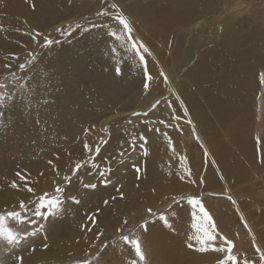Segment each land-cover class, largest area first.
I'll return each mask as SVG.
<instances>
[{
    "label": "bare ground",
    "instance_id": "1",
    "mask_svg": "<svg viewBox=\"0 0 264 264\" xmlns=\"http://www.w3.org/2000/svg\"><path fill=\"white\" fill-rule=\"evenodd\" d=\"M32 1H36V0H32ZM2 2L1 4L4 3ZM37 2L40 3L39 0H37ZM69 2H71L72 5H68L66 3L67 6L64 7V4L63 5L60 4L62 5L61 8L63 10L67 9L68 11H70L69 13H67V15L65 14L66 17L65 16L63 17L64 20H68L65 22L67 24L71 22L73 23V21H76L77 19H82L84 14L91 12L88 18H85L84 20H82L81 23H79L80 21L78 22L79 24L77 25H79L80 27L77 28V26L73 24L74 26H76L77 29L71 35H76L77 32H80L81 34L85 35L83 39L81 40L82 49L84 48V44L87 41V33L96 32L98 34H103L107 32L108 30L116 32V29L117 31H119V33L121 32L120 26L117 25L116 22L113 21L110 17H100V18L93 17L92 13L94 12L96 13L102 7L105 6L101 3V0H69ZM112 2L117 3L121 7V10L123 11V13L129 18L134 28V33H133L134 37L139 38L143 43L146 44V46L152 52V56L147 57L149 70L151 67L150 72L152 76L154 77L151 83V90L149 91L148 94H144L142 88H140L141 91L136 96L134 95L130 96L125 101L127 102V101L132 100L131 103H129L128 105H126L125 103L123 105L121 104L120 109L121 108L122 109L126 108V109H123L121 111L114 110L112 111L113 113H108L106 115L100 114L103 117L101 116H100L101 118L98 117L99 119L97 118L98 119L97 122L93 120L94 113H87L86 117L89 118V120H91L90 121V123H92L91 126L95 125L96 127L95 129H97L95 130V132H98L96 134H94L93 132H90L87 136H85L84 131H83L85 129L84 126H81V125L78 126V124H80V121L78 122L76 121L77 123L74 124V125H77L76 129L74 130L76 131V136H77L75 141L72 142V140H69L70 136L69 135L66 136L65 134L61 135L58 141H54L50 139L48 143H45L43 139V145L40 149V152H43V153L38 156H33L32 163L34 164L31 167L30 166L27 167V173L33 179V185L31 187L34 188L35 190L37 186L39 184H43L45 180H51V175L58 176L61 179L67 173L68 162L70 160L75 162V160H73L72 158L78 157L79 155L78 150L83 146L82 141L86 137L88 139V137L91 138V137H95L96 135H99L101 128L104 126L109 127L111 122L117 120L118 118L117 115L119 114H123V117L125 119L126 118L129 119V115L133 111L135 110L137 111L140 109V108H137L139 102L140 103L146 102L147 105L154 103L155 92L159 88H163L165 92H167V94H166V98H163L162 102H160L159 107L155 109V111L158 112V116L154 115V117L146 118L148 120V125L144 124L145 126L144 125L143 126L145 128L142 126L140 127V129H144L143 137L146 138L145 140H141L140 149L142 151L147 150L148 157L154 156V153H153L154 144L156 143H154L155 140L151 141L150 134L153 133L154 129L158 128L160 131L162 130V124L159 122L155 124V120H157L159 116H162L163 112H166V111H163V108H166L168 111H170L169 113L170 115L168 113H165L166 118L169 116H172V117L176 116L179 118L175 122H176V127H179L180 129V131H177V136L179 137V143L181 145L177 147V139L174 135L176 131L172 132L171 134H168L164 130V132H166V134L169 135V137L171 138L173 142L174 151L168 148L167 140L165 139V137H164L163 142H160V143L159 141L157 142L158 144L157 149H158V154L160 158L158 160V157H155L153 158L152 162L150 161L151 163L157 162L155 166V170L150 171L151 175L147 173L146 175L147 177L145 176L146 178H144L143 177L144 175H142L140 176L139 179H137V177H134V175H136L135 172H131L129 170H128L129 176L127 175L126 176L127 178L125 177V175L121 174L124 176V177L122 176L123 179L126 178L124 186L129 191L133 192V199L129 198L130 200H128L126 198L128 201L126 200L122 201L121 210L122 211L124 210V212L120 213L118 217L125 219V218L132 217L134 216V214H136L135 213L136 212L135 207H137L136 201L138 200V197H139L138 194L141 192L139 188H142L143 191H146L148 190L149 186H150L149 188L154 187V184H153L154 179L152 180V177H154V175L156 174V171H158V176H160V178H162V175H164L166 176V178H163L165 180H169L171 177H172L171 179H174L171 185L168 182H166L165 189L168 192L169 196L171 197L172 196L174 197L183 196L186 198L189 195H194V193L191 190H195V191L198 190V193L200 196L201 194H203L202 196L203 203L206 209L213 216L215 223L217 225L218 231L232 241H234L235 238L239 236V233L241 231L242 224L240 223H243L241 221V215H242L244 220L247 222L249 228L251 229L252 234L256 236L258 245L262 249H264V187L261 185V184H264V166H261L257 162V147L254 148V145H253L254 143L252 144L250 139L246 137L245 127L248 128V126L247 125L244 126L245 121L249 122L253 114L252 105L254 104L253 100H254L255 92L257 88L256 70L259 68V67L257 68V66L259 65V60L263 58V54H264L263 52L264 50L262 51L263 49L262 46L261 47L259 46L258 40L261 38L259 36L260 33L258 31L260 30L259 29L260 27L258 26H261L262 24H264V18H263V21H258V20L256 21L255 15L250 16V14H252V11H250V9L254 7V3L252 2L253 4L247 5V4L242 3L240 0H107V3H112ZM25 3H26V0H25ZM28 3L29 2H27L26 4ZM24 10H26V8ZM36 11H38L39 13L42 10L37 9ZM31 20L32 19H30V21ZM36 21L37 20H35L33 23H35ZM54 21L53 23L47 22L48 24L47 25L43 24V26L42 24H40L41 27H38V24L37 25L33 24L35 25V27L32 26L33 31L42 29L43 32L41 35H39L36 38V40L31 41L30 45L27 46L28 49L26 47L24 48V50L27 49L28 53H33L34 51H37L38 41L43 40L45 36L52 39L53 29L58 26H61L62 24V23L61 24L59 23V20H54ZM10 22L11 20L9 21L7 20L5 21V19L0 20V27H1L0 28L1 29L0 42L2 46L1 50L3 48L5 53L8 50L12 49V44H16V43H10V41H8ZM36 23H38V21ZM135 25L138 26V28L140 27V29L138 30L135 27ZM150 30H153V32L157 36L156 37L157 39H158V35L160 37H163V39L161 38L162 42H159V40L156 39L158 43L161 59L158 57V55L154 51H152L150 46L147 45L145 38L141 35V32L144 33L145 35L149 34L147 32ZM24 36L26 35L24 34L23 37ZM22 38H20V40ZM69 40H71V36L65 41L69 42ZM97 41H98V37H96L95 42ZM262 42L264 43V41ZM98 44L94 43L93 49L90 47L88 51L94 55V58H96L95 56H99L101 52L99 48L100 44L99 45ZM52 45H50V48H48L47 52L45 53L42 52L45 56L49 55L50 56L49 59H52L53 57H55L53 56L54 53L52 51H54L56 47L54 48L52 47ZM63 45L61 47V50L62 48H64V46H67V44L64 46ZM14 49L16 50V48ZM74 49H75V46H73L72 50ZM61 50L60 52H58L59 55L66 53ZM58 53L56 52V58H57ZM72 53H69L68 55H66L67 59L70 57L72 58V55H74ZM56 58H53V59H56ZM52 61L55 62L54 60ZM97 61L98 60H96V62ZM119 62H121V60L116 61L113 64L105 63V67L107 68V70L108 71L110 70L112 73L111 74L108 73L109 75L106 76L107 78L104 77V79H101L100 83L97 82L98 78H94L93 80L91 78V76H95V77L98 76L97 73H91L88 70L86 71L83 70L85 68L83 65L81 66L82 68L84 67L83 69L78 68L79 66L76 68L75 66L70 65L73 68L68 70V66H67L68 63L67 65L65 63L66 67L64 66L65 68L64 67L63 68L66 70V72H63V71L61 72L57 69L48 71L47 84H48V87L51 88L49 93L56 95V96H60L62 103H66L69 100L71 101L72 99H74L78 95V91L96 92L95 84H97V86L99 84H103L105 86H107V84L113 85L112 77L115 76L116 74L115 68L116 66H119V64H117ZM163 62H165V64ZM55 64H57V62ZM260 66H261V63H260ZM119 67L121 68V73L129 72L131 70V68L129 70H126L125 68H122L121 66ZM57 68L59 69V66ZM7 70H10V68H7ZM161 70H163V72L168 77L167 84L164 83L163 77L159 75ZM34 71H31V74H30L31 81L33 80L34 77L37 78L39 76L38 71L35 69ZM29 72L30 70L25 69L24 71L17 72L15 75L16 77L23 78L24 73H29ZM28 78L29 77L23 79L24 83H22V84H25L26 87L24 89H20L19 87L16 90L19 91V93H24L25 96H28V95L33 96V94H36L35 97L33 96L35 99L34 101L35 105L33 106L32 104L31 109L24 107L23 109L19 110L20 112H24L27 117H32V116H35L37 113H39V111L41 110L40 105L42 103L38 100L40 96V91L35 89L32 92H27L28 82L26 83L25 81ZM76 80L79 81L80 83L78 84ZM85 82H88V85H87L88 90L87 88L83 87ZM77 87L79 88L78 90H77ZM122 87L123 86H120V88ZM107 88H109L110 90L111 87L108 86ZM112 88H111V91L113 92ZM109 90H107V92ZM125 90H126V86H125ZM122 92L120 90V95ZM127 93L126 95L128 96L129 93L128 94ZM106 94H107V96H105L106 102L111 103L113 99L111 95L113 93L110 92V94L108 93ZM116 94L118 96L119 93H116ZM138 95L139 97H137ZM177 97H179V99H177ZM89 98L93 99L92 96H89ZM181 102L183 103V107H181ZM169 105H171V107H169ZM184 109H187V113H188L187 116L184 113ZM8 110L9 112L6 113V115H8V118L10 117L12 119H15L16 114L19 112L13 106L8 108ZM82 111L83 112L81 113V115L84 117L85 113L87 112L86 106H84V109ZM4 115H3V120L5 119ZM244 118L246 119L243 122ZM146 119H141L137 121L139 123H142V121ZM188 119H191L192 124L187 123ZM150 121H153V123H151ZM240 122L241 123L243 122L242 130L240 127L241 125ZM193 125L195 127V132L199 136V141H197V139L193 135ZM133 129H129L127 131V135L133 136L134 135L133 133H135ZM146 134H149V137H147L148 135L146 136ZM126 139H128V137ZM194 139L198 142V145L200 146L202 150V152L200 151L201 154L196 153V154L191 155L192 147L190 146L192 145V140ZM201 142L204 145L203 148L201 147ZM23 146L24 145H22L21 147ZM196 149L197 148H195V150ZM135 150H133V152H131L130 154H129L130 151L128 150L125 152V154L123 155L124 161H122L121 168H127V166L131 164L130 160H133V158H135V153H136ZM205 150H207L209 154L206 158L204 156ZM26 151H28V149H26ZM112 152L113 151H111V153ZM54 153L56 155H54ZM138 154L137 156H139ZM140 154H141L140 156H145L144 152H141ZM57 155L59 156V159H57ZM147 156H145V158H147ZM182 156L186 157L185 163L188 168H190V165H192V167L190 168L191 173H192L191 178L185 175L183 180L180 179V176L184 175V169L181 165V160H180V157ZM160 159H162L161 162L163 163V168L166 172L161 171V169L159 168ZM49 160L52 161V164L48 163ZM93 161L88 166L93 165L94 163ZM140 161L141 160H139V162ZM74 162H72V164L69 163L70 164L69 166L71 165L74 166ZM123 165H126V166H123ZM108 167L110 168V166ZM83 170H84V166L81 167V169L74 175V177H71L69 185L63 186L64 192L60 196V200H61L60 206L58 210L53 214L61 215L63 213L65 204L68 201H70V199L80 200L82 197L84 198V196L87 195L88 188L90 187H86V185L88 184L96 185V183H98L97 182L98 176L93 177L91 174L92 172L86 174L83 172ZM130 170H133V169H130ZM57 171L59 172V175H57ZM117 171L118 169L114 172L116 173ZM87 172L89 171L87 170ZM47 174L49 176L45 177V175ZM134 178L139 182V185L141 184L140 186H138L139 188H137V190L132 189L134 187V182H133ZM201 178H203V181H204L203 185H200L199 183ZM247 178H250V179H247ZM191 181H195L196 183H192ZM159 182H162V181H159ZM159 182L157 183V188L159 189V191L156 192L155 191L156 188L152 189L156 192L155 193L156 195L154 194L152 196H148V198L149 197L153 198L154 204L158 202V200L161 198V195L165 192L163 191V189H161V188H164L162 186L163 184L161 185ZM98 187L100 188L99 185ZM255 187H256V190H255ZM174 190H177V191L175 192ZM210 191L211 193H217L219 195L209 196L206 192L209 193ZM149 192L150 190H148V193ZM148 193L146 195H148ZM228 195H231L232 198L236 201L235 204H233L232 201L226 198ZM105 198H108V195L105 193L104 189H101L99 192V196L98 197L95 196V198L92 199V202L89 203L90 206L87 207L86 209L87 212L89 213L88 216L95 215L99 218V222H103V221H100V219L102 215L105 214V211L111 210V204L103 205V208H101L98 212L95 211V213H91V211L93 209V204H95L96 202L98 204L99 201L102 202L105 200ZM83 200H86V198H84ZM244 200H247V201H244ZM225 201L229 202L231 205L232 212L230 213L229 218L227 216L224 217L223 216L224 214L221 215L222 214L221 206L218 204L219 202H225ZM241 201H244V202H241ZM183 204L184 205L187 204L186 200L184 201ZM246 204L251 205L249 206L250 207L249 212L246 211V207H245ZM143 205H144V208L149 206L145 204ZM177 207H179V205ZM106 215H111V213L107 214L106 212ZM76 217H79V214H76ZM66 218L68 217L64 216L63 219H66ZM189 218L191 217L189 216ZM51 219L52 217H50L49 215L46 218L42 217V219H40L39 221L37 220V222L34 223L35 224L34 229L39 228L41 225H44V232L37 233L36 236H41V240L37 243L31 242L26 252L22 254H11V253L2 254L0 251V264H15L16 255H23L24 264H27V263L28 264H41L44 261H54L55 263H59V262L61 263V261L66 258V254L68 253V252L66 253V251L64 250L65 248L66 249L68 248V250L70 251V249H72L73 247L75 251L76 250L86 251L87 253L91 254V252L95 250L96 246L102 241V237L99 240H97L95 234L92 235L91 237H89V235L87 234L88 232L84 235L79 234L84 231V230L83 231L81 230V225L79 224L80 223L79 221H76L72 225V227L70 226L72 235L73 234L74 235L68 238L67 240L62 241L60 238H57L54 235V231L51 227L52 223L54 222H52L53 220ZM106 220H109V219H106ZM102 225H107V230L114 229L113 227H111L114 225V222H111L109 224H102ZM180 225L182 226V224ZM101 226L98 223L96 226L93 227V225H91L90 227L96 230L99 229L98 232H101L102 231ZM154 226L156 227L155 224ZM228 226L234 229L233 232L235 233V238L231 234L226 233L228 230V229L226 230V227ZM175 229L176 228H174V230ZM247 232L249 234L248 229H247ZM45 233L47 234V237H48L46 241L44 239ZM167 234H170V233H167ZM161 235L163 236V233ZM88 239H89V242L85 245L84 242L88 241ZM171 239L172 237L170 238V240ZM249 239L252 242V236L250 234H249ZM145 241H148V240L145 239ZM174 241L176 245L174 251H170L169 250L170 248L167 249L164 255L163 261L155 260L152 262L153 264H190L189 257L191 256L189 254V251L184 246L185 240L180 239V240H174ZM67 242H70V243H67ZM23 243H26V242H23ZM44 243L48 244L47 249H44L42 247ZM234 244L236 247L237 246L236 241L234 242ZM33 247H35L36 249L34 252L30 251V249ZM240 248L242 249L241 251L245 252L246 254H252L254 251L252 246H250V248L248 249H245L243 247H240ZM153 252L156 257V250H154ZM235 252H237V249ZM246 254H245V257L247 259H250V260L256 259V261H258L259 259L256 253H255L256 258L255 257L250 258V256H246ZM202 256H197V258L198 257L200 258ZM195 260L197 261V259ZM203 262L205 261L203 260V258H201L199 263L203 264ZM104 264L106 263L104 262ZM148 264H151V263H148Z\"/></svg>",
    "mask_w": 264,
    "mask_h": 264
},
{
    "label": "rangeland",
    "instance_id": "2",
    "mask_svg": "<svg viewBox=\"0 0 264 264\" xmlns=\"http://www.w3.org/2000/svg\"><path fill=\"white\" fill-rule=\"evenodd\" d=\"M17 1L15 0V2H16L15 3L14 0H0V18H1L0 20H2V19H5V21L11 20L10 30L8 33V41H10V43H16V44H12V49L8 50L5 53L3 48L1 50L2 46H1V42H0V51L2 52V53L0 52V54H1L0 55V82H4L6 79L9 80L11 82L8 86L9 88H11L12 84H16V87H15L16 104L13 107L19 112L16 114L15 119H12L10 117L8 118V115H6V113L9 112V110L7 109L4 112V114H5L4 118L5 119L3 120V117H0V123H1L0 125H6L4 127H0V150H1L0 151V213H4L7 211H18L19 210V202L21 200H23L29 206L30 209H34V203H30V201L35 202L37 200V198L40 195H42L44 192H48L50 195L54 194V188L56 187L57 184L61 185L62 187L65 185L66 186L69 185L70 181L65 183L63 180V177L60 179L58 176H52L51 175V180H45L43 182V184H39L37 186V188L34 190V193L32 194V193L27 192V190L24 188L25 182L20 181L19 178L15 175V173L19 170L22 173L27 172V167L28 166L31 167L34 164V163H32L33 156H38V155L43 153V152H40V149L43 145V139H44L45 143H48L50 139H52L54 141H58L60 136L65 134L66 136H68V135L70 136L69 140H72V142L75 141L77 138L76 131H74L77 127V125H74L75 123L80 121V124H78V126L81 125V126H84V128H90L91 127L92 123H90L91 120H89V118L86 117L87 113H94V115H93L94 119L93 120L97 122L99 118L103 117V116H101L102 114L106 115L108 113H113L112 111H114V110L121 111L123 109H126V108L120 109L121 104L123 105L125 103L126 105H128L129 103H131L132 100L127 101V102H125V101L130 96H133V95L136 96L141 91L140 88H142V84H141L142 70L139 67H137V63L132 58V56L129 55L125 51V47L122 46V41L119 42V40H116L114 37H110L108 35V33H109L108 31H111V30H108L107 32H105L103 34H98L96 32L87 33V41L85 42L83 49H82L81 40L83 39V37L85 35L81 34L80 32H77L76 35H71L78 28V27L76 28L77 24L81 23V21L84 20L85 18H88L89 14L91 12L84 14L82 19H77L76 21H73V23L71 22V23L67 24L65 22L68 20H64L63 17L64 16L66 17L67 13H69L70 11H68L67 9H64L65 10L64 11L61 7L63 4H64V7H66L67 4L72 5V3L69 2V0H44V1L39 0L40 3H38L37 0L36 1L26 0V3L29 2L28 4L25 3V0L24 1L23 0H17ZM240 1L244 4H247V5L254 3V7L252 9H250V11H252V14H250V16L255 15L256 21L257 20L263 21V18H264V0H240ZM1 2L3 4H1ZM33 3L35 5H37V7H35V9L31 8ZM60 4H62V5H60ZM25 8H26V10H24ZM37 9L42 10L39 12L40 14L38 13V11H36ZM63 12H65V13H63ZM92 15L94 18H100V17L96 16L95 12L92 13ZM30 19H32V20L30 21ZM34 19L37 20L38 23H36L37 21L35 23H33L35 21ZM54 20H59V23L60 24L62 23L61 26H58V27L55 26V27L56 28H63L67 34L66 35L61 34L60 32L55 31L56 28L53 29L52 40L57 41V43L52 45V47H54V48L56 47V49L54 51H52L54 53L53 56H55L53 58H56V52L57 53L60 52L63 44L64 45L67 44V46L63 45L64 48H62L61 51L66 52V53L64 54L62 52L63 54H60V55L58 53L56 59H53V58L49 59L50 56L49 55L45 56L43 53L47 52V50H48V48H50V46L42 47V45L44 44V39H43V40L38 41L37 51H34L32 53L36 56V60L33 61L32 64H28V60L31 59V57L29 56V53L27 51V49H28L27 46L30 45L31 41L33 40L32 39L33 35H35L37 32H39L41 35L43 32L42 29L33 31L32 26L35 27V25H33V24H36V25L38 24V27H41L40 24H42V26H43V24L47 25L48 24L47 22L53 23ZM73 24L76 26H74ZM69 25H71V27H69ZM135 27L138 30L140 29V27L138 28V26H136V25H135ZM258 27H260L259 28L260 30H258V29H256V30L259 31V33H260L259 36L262 39V40L261 39L258 40L259 46L260 47L262 46V48H263L262 51H263L264 50V47H263L264 43L262 41H264V39H263L264 38V32H263L264 31V29H263L264 24H262L261 26H258ZM31 30H32V32H31ZM116 33L119 35L121 32L119 33V31H117V29H116ZM147 33H149V34L145 35L144 33L141 32V35L145 38L147 45L150 46L152 51H154L158 55V57L161 59L157 40H159V42H162L163 37H160L157 33V35H158V39H157L156 38L157 36L153 32V30L148 31ZM0 34H1V29H0ZM24 34L26 36L23 37ZM98 35H100L101 37ZM70 36H71V40H69V42L65 41ZM96 37H98L97 42H95ZM20 38H22L23 40L21 39L22 40L21 41ZM63 41H65V42H63ZM92 43L93 44L99 43L100 45L99 44L98 45L100 46L99 47L100 51L103 52V53L100 52L99 56H95L96 58H94V55L91 52H88L90 47L93 49ZM73 46H75L74 50H72ZM26 47H27V49L24 50V48H26ZM14 48H16V50ZM113 48H117L116 54L112 53ZM63 49H65V50H63ZM85 50H87V51H85ZM263 52H262V54H263ZM69 53L74 54V55H72V58L70 57L71 59L70 58L67 59L66 55H68ZM52 60H54L55 62H53ZM96 60H98V61L96 62ZM119 60H121V62L117 63V64H119V66H121L122 68H125L126 70H129L131 68V70L129 72H122L121 75H119V76H117L115 74V76L112 77L113 85L107 84V86H105L103 84H99L97 86V84H95L96 85V92L78 91V95L74 99H72L71 101L69 100L66 103H62L60 96H56V95L49 93L51 88H49L48 84H47V82H48V80H47L48 71H52L54 69H57L61 72L62 71L66 72V70L64 69L66 67L65 63H66V65L68 63V65H67L68 70L73 68L71 66H75L76 68L79 66L78 68H81V69H83L85 67L83 69L85 71L88 70L91 73H97L98 76H96V77L91 76V78H92V80L94 78H98L97 82L100 83L101 79H104V77H106L107 75L112 73L110 70L109 71L107 70V68L105 67V63L106 64H113ZM84 61H86V62H84ZM48 62H50V63H48ZM56 62L58 65L55 64ZM75 62H76V64H75ZM11 63H12V65H11ZM22 63L27 65L28 68L26 67V69L30 70V72L24 73L23 78L18 77V78H21L19 80V83H24L23 79L29 77L25 81L26 83L28 82L27 83V86H28L27 92H32L36 89V90L40 91V96H39L38 100L40 102L43 101V99H44V101H47V103H42L40 105L41 110L39 111V113H37L35 116H32V117H27L24 112H20L19 110L24 108L23 104H21V100L24 99L25 97L30 99L32 101L33 106H34L35 105L34 104V101H35L34 97L36 94H33V96H34L33 97L32 95L25 96L24 93H19V91L16 90L19 88V84H17V82L15 80H13L12 76H11V73L14 72L16 74L17 72L20 71L19 65ZM163 63L165 64V62H163ZM260 63H261V66H260ZM5 64L11 65L10 70H7V68H5ZM39 64H41V65H39ZM82 65L84 66L83 68L81 67ZM58 66H59V69L57 68ZM87 66H89V67H87ZM33 68L38 71L39 76L37 78H35L33 76L34 78L31 81L30 74H31V71H34ZM257 68H258L256 70L257 88H256V92H255V97L253 100L254 104L252 105V113H253L252 117L253 118L251 117L249 122L245 121V123H244V126L245 125L248 126V128L245 127L246 137H248L250 139L252 144L254 143L253 144L254 148L257 147L256 137H259L261 139V141L264 142V83H261V76L264 75V54H263V58L259 60V65L257 66ZM150 70H151V67H150ZM76 82L78 84L80 83L77 80H76ZM114 83H116V84H114ZM87 85H88V82H85L83 87L87 88V90H88ZM108 86L111 88L113 86H115L112 88L113 92L111 91V88H110V90H109V88H107ZM120 86H123L122 87L123 89L120 88ZM125 86H126V90H125ZM78 89L79 88L77 87V90ZM92 89H94V88H92ZM107 90H109V91L107 92ZM120 90H121V92L124 90L121 93V95H120ZM110 92L113 93L111 95L113 97V99L111 101L112 104L106 102V97H105V96H107L106 93L110 94ZM124 92H125V94H124ZM127 92L129 93L128 96L126 95ZM114 93H115V95H114ZM116 93H119L118 94L119 97L117 96ZM166 94H167V92H165V90L163 88H159L154 94L155 101L160 100V102H162V99L166 98ZM89 96H92L93 99H90ZM137 97H139V95ZM78 99H79V101H78ZM73 100H75V101H73ZM152 104L147 105L146 102L145 103L139 102L137 108H140V109L137 111L138 112L147 111V109L150 108ZM79 106H80V108H79ZM84 106H86L87 112L85 113V115L83 117L81 115V113L83 112L82 110L84 109ZM77 107H78V109H77ZM100 107H102V108H100ZM158 107H159V105L157 106V108ZM163 111H166V112H163V115L159 116L158 119H159V121H161V120L165 121V123L170 125V126L165 127V124H162V130L161 131L157 132L154 129L153 133L150 134L151 135L150 136L151 141L155 140L154 143H156V144H154V152H153L154 156L153 157L147 156V158H145V156H140L141 155L140 153L144 152L140 149V146H141L140 137L143 136V130L144 129H140V127L141 126L144 127L146 124L148 125V120L146 118L154 117V115L158 116V112L155 111V109L152 112H150L148 114V116H146V117L145 116L133 117V116L129 115V119H127V118L125 119L123 117V114L117 115V117H118L117 120L111 122L109 127L107 126L108 132L100 131L99 135H96L95 137H91V138L88 137V139L86 137L84 139L85 141L84 140L82 141V145L85 142L92 144V145L91 144L90 145H91V149L93 151H91L90 154H89V152H85L84 148L82 146L78 150V154H79L78 157L72 158L75 161H77V160L88 161L87 163H84V165H83L84 166L83 172L86 174L92 172L91 174L93 177L98 176L97 177L98 183H96V188H88L87 195H85V194H84L85 196L83 195L84 198H86V200H83L84 199L83 197L80 200L77 198H76L77 200L70 199V201H68L65 204L63 213L61 215L51 214L50 215V217H52L51 220H53L52 222H54V223H52L51 227L54 231V235L57 238H60L62 241H65L74 235V234L72 235L71 227L76 221H79L80 222L79 224L81 226H85V230L79 234H82V235L86 234L88 232L86 229L91 226V224L89 223V221L87 219V217H89L88 216L89 213L87 212L86 209H87V207L90 206L89 203L92 202V199L95 198V196L96 197L99 196L100 190L104 189L105 193L108 195V198H105V200L108 201L109 205L111 204V210L112 211L111 210L105 211V214H103L101 219H100V221H103V222H99V218L97 216H96V218H97L100 226L102 224H109L111 222H114V225L111 226L114 229L113 230H107V225L101 226V229L104 233V235L102 236V241L96 246L95 250L92 251L90 254V255L94 256L95 251H98L99 247L101 245L107 244L108 247L105 250V252L102 254L100 264H104V262L106 264H119V263L120 264H130L131 260L135 259L134 252L130 248H128L127 246L123 245L121 241H119L118 237L121 233L115 232V230L117 228H123L125 234L130 233V232H135L137 235H140L141 240H142L143 250L145 251V254H146V260L148 263H151V264H153L152 262L155 260L163 261V258H164V255H165L167 249L170 248L169 249L170 251H174L175 246H176L174 240L184 239L186 241L187 236L189 234H191V232H192V229L190 227L191 223H192V219H191L192 216L190 215L192 213L191 212L192 210L190 209L191 206L189 207V205L183 204L186 199L180 201L179 207H177L178 205L172 203V198L174 196H172V197L169 196L168 192L165 189V186H166V182H168L171 185V183L174 179H171L172 178L171 177L169 180H165V179H163V178H166V176H164V175H162V178H160V176H158V171H156V174L154 175V177H152V180L154 179V182H153L154 187H151V188H149L150 186L148 187V190H150L149 193H148V190L143 191L142 188H139L138 186H140L141 184L139 185V182L134 178V180H133L134 187L132 189L137 190V188H139L141 191L138 194L139 197H138V200L136 201L137 202L136 203L137 207H135V209H136L135 213L136 214H134V216H132V217L125 218V219L118 217V215H120V213L124 212V210L123 211L121 210L122 201L123 200L128 201L130 199H133V192L129 191L124 186L125 180L127 178L126 176L127 175L129 176V171L134 172V170H130V169H133L132 166L138 164L137 166H139L142 169L140 176L144 175L143 176L144 178L147 177L146 176L147 173L150 174L151 170H155V166H156L157 162H155V163H151V162L153 161V158H155V157H158V160H159L160 156L158 154L157 142L158 141H159V143L163 142L166 132L168 134H171L172 132L176 131L174 135L177 139V147L181 145L179 143V137L177 136V131H180V129H179V127H176V122H175L176 120H173L172 116H169L166 118L165 113H168V114L170 113V111H168L166 108H163ZM119 117H120V119H119ZM37 118H39L41 121V123L39 125H37L35 123ZM141 119H146V120L142 121V123H139L137 120H141ZM158 119L155 120V124H157L159 122ZM245 119L246 118L243 119V122ZM53 120H55V121H53ZM129 120H131V123L128 122ZM150 122L153 123V121H150ZM243 122L242 123L240 122L241 123V125H240L241 130L243 127ZM155 126H157V125H155ZM129 129L134 130L135 133H133L134 134L133 136L127 135V131ZM95 130H97V129H94L91 132H93L94 134L98 133V132H95ZM164 130L166 132H164ZM168 134H167V136L169 137ZM137 135L140 137H138ZM146 136L149 137V134H146ZM127 137H128V139H126ZM104 140H106L107 143H102V141H104ZM26 141H28V142H26ZM32 141H35V143H33ZM120 143H122V144H120ZM126 143H127V145H126ZM22 145H24V146L21 147ZM97 145L100 146V152L98 154L95 153V148ZM190 147H192L191 148V155L196 154V153L201 154L202 150H201L200 146L198 145V142L195 139L192 140V145ZM25 148L28 149V151H26ZM195 148H197V149L195 150ZM57 149H59V148H57ZM110 150L113 152L111 153ZM127 150L130 151L129 154L131 152H133V150H135L136 151L135 158H133V160H130L131 161V164L129 165L130 167L127 166V168H121L122 161H124L123 155L125 154V152ZM120 151H122V152H120ZM16 153H17V155H16ZM137 154L140 157L137 156ZM105 155H106V157H105ZM89 157H91L90 161L88 160ZM12 158L14 159V161ZM147 159H148V161H147ZM93 160H95V161H93ZM98 160H100V161H98ZM139 160H141V161L139 162ZM161 160L162 159H160L159 168L161 169V171L166 172L163 168V163L161 162ZM92 161L94 162L93 165L88 166ZM72 162H74V161L70 160L68 162V170H67L66 175L74 177V175H72V173L70 171V168L72 167V165L69 166L70 164H72ZM108 166H110V168ZM123 166H126V165H123ZM21 167H23V168H21ZM191 167H192V165H190V168ZM109 169H111V170H109ZM117 169H118V171L115 173L114 171H116ZM87 170L89 172H87ZM101 172L104 173L103 176L100 175ZM125 172H126V174H125ZM127 172H128V174H127ZM116 174H118V175H116ZM121 174L125 175L126 178L123 179L122 178L123 175H121ZM48 176H49L48 174L45 175V177H48ZM134 177H136V175H134ZM103 178H104V180L110 181V183L107 186H105L101 182L103 180ZM247 179H250V178H247ZM13 180H15L18 185H20V187L18 189H12L9 187V185L11 184L10 182H12ZM119 180H121V181H119ZM159 181H162V182H159ZM158 182L161 185L163 184L162 186L164 188H161V189H163V191H165V192L161 195V198L158 200V202L156 203L157 205H156L153 203V198L152 197L148 198V196H152L157 191H159V189L157 188ZM113 183H115V184H113ZM27 184L29 187H31L33 185L32 177L28 176ZM98 185L100 186V188L98 187ZM261 185L264 187V184H261ZM114 186H116V187H114ZM97 188H98V190H97ZM152 189H155L156 192ZM255 190H256V187H255ZM174 191L176 192L177 190H174ZM191 191L194 193L195 196H200L198 193V190H196V191L191 190ZM147 193H148V195H146ZM206 193L208 194V192H206ZM209 193H211V191ZM166 195H168L169 197ZM176 198L179 199L180 197L176 196ZM76 201H79V203H76ZM104 201H102V202L99 201L98 204H97V202L95 204H93V209H92L93 212L91 211V213H95V211L97 212V210H100L101 208H103V205H105ZM244 201H247V200H244ZM244 201H241V202H244ZM143 204L149 205V206L144 208ZM218 204L221 206V210H222L221 215L224 214L223 215L224 217L227 216L229 218L230 213L232 212L230 203L225 201V202H219ZM142 205H143V207H142ZM170 205H171V207H169ZM249 206H251V205L250 204L245 205L246 211H248V212L250 211ZM138 208H140V209H138ZM149 208H151L152 211L157 214V216H159L161 213L168 216L169 222L172 225V228L171 229L165 228L162 222H160L158 219L154 218L153 216L149 215L147 212V209H149ZM106 212H107V214L111 213V215H106ZM76 214H79V217H76ZM27 216L30 220H34L35 222H37V220L39 221L40 219H42V217H39V218L35 217L32 214V211H29L27 213ZM64 216H67L68 218L63 219ZM109 216H111V217H109ZM189 216L191 218H189ZM106 219H109V220H106ZM145 219L149 220L151 223V224L150 223L148 224V231L147 232H143V230H139L136 227L139 223H142ZM125 220L128 221L127 224H124ZM153 223L156 225V227L154 226ZM175 224H177V225H175ZM180 224H182V226ZM240 224H242L241 231L239 230L240 233H239V236L237 238H235V233L233 232L234 229L231 228L230 226L226 227V230L228 229L226 233L231 234L235 238V240L233 242L236 241L237 246L235 247L234 252L237 249V252H235V254L238 255L240 253L238 255V257L241 258V260H243L244 258H246L245 257L246 253L241 251L242 249L240 247L248 249V248H250L252 242L249 239V234L247 232V229L244 227V223H240ZM34 226H35V224L30 225L29 226L30 230L34 229ZM174 228H176V229L174 230ZM98 230L99 229H97V230L93 229L92 232H88L87 234L89 235V237H91L92 235H94V234L96 235L97 233H99ZM161 232L163 233V236L161 235L162 234ZM165 232L170 233V234H167ZM155 233H157V234H155ZM171 237H172V239L170 240ZM145 239H147L148 241H145ZM40 240H41V236L29 237L26 241H24L26 243H22V245L19 249L9 251L3 245H0V251L2 254H7V253L22 254L28 250L31 242L37 243ZM88 242H89V239H88V241L84 242L85 245ZM27 243H29V244H27ZM67 243H70V242H67ZM114 243L116 245L115 247L113 246ZM220 243H221L220 241H217L218 246ZM166 245H167V247H166ZM64 250L66 251V253L67 252L68 253L66 254V258L63 259L61 261V263L60 262L55 263L54 261H44L41 264H76V262L79 259H81L82 257H84L85 254L87 253L86 251H79V250L75 251V249H73V247H72V249H70V251L68 250V248L67 249L65 248ZM154 250H156V257H155V254L153 252ZM254 251L252 254H246V256H250V258H254V257L256 258ZM189 254L191 256V257H189V263L190 264H200L199 261L201 258H203V260L205 261V262H203V264H212L213 262H214L213 264H215V260L217 259V256L221 255L219 253H214V252H209L206 255L205 254L200 255V254H195V253H191V252H189ZM193 254L196 256H194ZM197 256H202V257H200V258L198 257L199 258L198 259ZM195 259H197V261ZM254 261H256V259ZM94 264H95V262H94Z\"/></svg>",
    "mask_w": 264,
    "mask_h": 264
},
{
    "label": "snow or ice",
    "instance_id": "3",
    "mask_svg": "<svg viewBox=\"0 0 264 264\" xmlns=\"http://www.w3.org/2000/svg\"><path fill=\"white\" fill-rule=\"evenodd\" d=\"M101 3L105 5L102 7L99 11L96 12L97 17H110L113 21L116 22L117 25L121 28V33L118 35L115 31H109L108 35L111 37H114L116 40L122 41V46L125 47V51L129 54H131L132 58L136 61L137 67H139L142 70V89L144 94H148L151 90V83L154 79L152 76L149 67H148V59L147 57L152 56L151 50L146 46L145 43H143L139 38L134 37V28L129 20V18L123 13L121 10V7L115 3H107V0H101ZM36 5L33 3L32 8L35 9ZM95 26V25H94ZM71 27V25H69ZM77 27H80L77 25ZM106 27V25H105ZM55 31L60 32L61 34L66 35V31L63 28H56ZM40 33L37 32L35 35L32 36L33 40H36L37 36H39ZM54 43H57V41H54L52 39H49L47 36L44 37V44L42 47H48ZM116 48L112 49V53L116 54ZM29 56L31 59L28 60V64H32L33 61L36 60V56L32 53H29ZM27 65L22 63L19 65L20 71H24L26 69ZM5 68H11L10 64H5ZM115 73L117 76L121 75V68L119 66H116ZM159 75L163 77L164 83H168V77L163 72V70L160 71ZM12 79L19 84L20 89H24L26 87L25 84L19 83V80L21 78L16 77L15 73H11ZM11 82L9 80H5L4 82H0V117H3L4 112L14 106L16 104V92L15 87L16 84H12L11 88H9V84ZM261 83H264V75L261 76ZM179 99V97H177ZM41 103H47V101H41ZM21 104L25 108L31 109L32 107V101L25 97L21 100ZM160 104V100H156L150 108L147 109V111L138 112L133 111L130 115L133 117H140V116H148L150 112H152L154 109L157 108V106ZM171 107V105H169ZM181 107H183V103L181 102ZM184 113L187 116V109H184ZM173 120L179 119L176 116L172 117ZM131 123V120L128 121ZM35 123L39 125L41 123L40 119L37 118ZM161 124H165V127H168L170 125L166 124L165 121L161 120L159 121ZM188 124H192L191 119L187 120ZM6 125H0V127H4ZM95 129V125H92L90 128H85L84 135L87 136L91 131ZM102 132H108V127L104 126L101 128ZM155 131L159 132L160 130L157 128ZM193 135L199 141V136L195 132V127L193 125ZM141 140H145L146 138L141 136ZM165 139L167 140V146L169 149L174 151L173 148V142L170 137L167 136L165 133ZM35 143V141H32ZM102 143H107L106 140L102 141ZM256 145H257V162L264 166V142L261 141L259 137H256ZM201 147L203 148L204 145L201 142ZM83 148L85 152H91L92 149L89 145V143L85 142L83 144ZM100 152V146L97 145L95 148V153ZM54 155H56L54 153ZM144 155L147 156L148 152L147 150L144 151ZM207 150L204 151L205 158L208 156ZM57 159H59V156L57 155ZM89 160H91V157H89ZM181 165L184 169V175L180 176V179L183 180L185 175L191 178V170L187 167L185 161L186 157H180ZM88 161H75L74 166L70 168V171L72 175H75L81 167H83L84 163H87ZM49 164H52V161H48ZM133 170L136 174L137 179L140 178V174L142 169L137 166L133 165ZM15 175L19 178L20 181H24V188L29 193H34V189L32 187H29L27 184L28 176L29 174L27 172H21L17 171ZM57 175H59V172L57 171ZM101 176L104 175L103 172L100 173ZM223 178V177H221ZM63 180L65 183L69 182L71 180V176L64 175ZM105 186H107L110 181L108 180H102L101 181ZM192 183H196L195 181H191ZM200 185H203L204 181L203 178L199 181ZM12 189H18L20 185L17 184L15 180L11 182L9 185ZM86 187L90 188H96L95 184H88ZM119 191V190H118ZM64 192V187L57 184L54 188V194H49L48 192H44L42 195H40L34 203V209H30L29 206L21 200L19 202V210L18 211H7L4 213H0V245H3L7 250L11 251L14 249H19L24 241H26L29 237H34L37 235L38 232H44V225H41L39 228L31 229L29 228L30 225L34 224V220H30L27 216V213L29 211H32V214L35 217H48L49 215L55 213L61 203L60 196ZM208 195H219L217 193H208ZM203 194L201 196H195V195H189L186 198L181 196L179 199L176 197L172 198V203L179 205L181 200L186 199L187 205L191 206L192 209V223H191V229L192 232L189 234L185 241V248L191 252V253H197V254H206L209 252L219 253L221 254L218 256V258L215 260V264H264V249H262L256 240V236L252 234L251 229L249 228L247 222L244 220L243 216L241 215V221L244 223V227L248 229L249 234L252 236V248L255 250L256 255L258 256V261L250 260V259H241L238 257L237 254H235V244L232 240L228 239L226 236L221 234L218 229L217 225L215 223V220L213 216L210 214V212L206 209L203 200H202ZM228 200L232 201L233 204L236 203V201L232 198L231 195H228L226 197ZM76 203H79V201H76ZM104 204L107 205L108 201L105 200ZM171 207V205L169 206ZM99 210H97L98 212ZM147 212L149 215L153 216L154 218L158 219L160 222L163 223L165 228H172V225L169 222L168 216L161 213L159 216H157L156 213L152 211L151 208L147 209ZM89 223L91 225L96 226L98 224V220L96 216H89L87 217ZM128 221L125 220L124 224H127ZM150 223L149 220L145 219L142 223H139L136 227L139 230H143V232L148 231V224ZM81 230H85V226H81ZM88 232H92L93 228L88 227L86 229ZM117 233H121L119 235V241L122 242L123 245L127 246L134 252L135 259L131 260L130 264H148L146 260V254L143 250L142 246V240L140 235H137L135 232H130L125 234L123 228H117ZM103 236V232H99L96 234V239L99 240ZM47 234L45 233L44 239L47 240ZM217 241H220L221 243L219 246L217 245ZM115 247V243L113 244ZM44 249L48 248V244L44 243L42 245ZM108 245L103 244L99 247L98 251H95V255L92 256L89 253H86L84 257L79 259L76 264H100V260L102 257V254L107 249ZM36 249L35 247L31 248L30 251L34 252ZM15 264H24V257L23 255H16L15 256Z\"/></svg>",
    "mask_w": 264,
    "mask_h": 264
}]
</instances>
